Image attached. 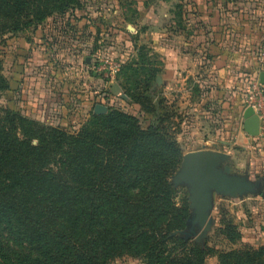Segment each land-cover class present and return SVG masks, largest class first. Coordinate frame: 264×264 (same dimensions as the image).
<instances>
[{
	"label": "rangeland",
	"instance_id": "obj_1",
	"mask_svg": "<svg viewBox=\"0 0 264 264\" xmlns=\"http://www.w3.org/2000/svg\"><path fill=\"white\" fill-rule=\"evenodd\" d=\"M77 2L73 11L46 15L37 24L26 21L25 27L0 35V152L6 150V143L15 152L0 177L14 171L38 177L47 172L43 164L52 155L45 149L46 133L38 131L55 128L74 138L89 127L92 178L86 183L75 173L78 194L99 200L103 196L98 192L105 197L106 192H123L118 203L108 201L107 213L113 209L117 213L109 229L93 228L99 235L91 240L95 245L107 244L109 238L103 234L111 232L117 222L129 235L164 234L163 244L150 239L156 252L153 257L163 264L193 263L195 246L206 252L203 264L264 262V188L258 196H214L213 225L198 244L194 238L185 240L178 234L185 230L190 213L187 189L172 187L170 196L147 197L136 187L127 196V185L115 173L117 164L124 166L123 143L116 148L119 155L107 152L120 132L125 142L139 136L136 129H152L155 139L163 134L180 146L181 161L189 152H224L234 174L252 180L264 178V137L250 138L242 129L250 87L259 82L258 74L264 69V42L256 48L249 46L255 20L264 13V0ZM174 46L189 54L192 66H186L187 70L183 65L169 80L164 66ZM151 69L156 72L154 78ZM260 90L264 93V86ZM98 105L105 109L95 114ZM111 114L132 121L123 124V131L111 123L92 121L94 116ZM172 148L161 158L165 166L177 155ZM82 154L78 152V156ZM156 155L161 156L159 150ZM53 165L51 174L61 182L74 178L68 169L65 175L58 163ZM147 202V207L156 210L151 221L156 229L145 227L142 221ZM94 224H98L96 219ZM75 230L79 237L74 242L80 247L91 235L83 224ZM226 230L237 237L226 236ZM129 242L134 244V237ZM138 243L140 246L142 241ZM95 250L96 256L102 252L101 248ZM106 264L146 262L143 255H132L126 249L114 252Z\"/></svg>",
	"mask_w": 264,
	"mask_h": 264
},
{
	"label": "trees",
	"instance_id": "obj_2",
	"mask_svg": "<svg viewBox=\"0 0 264 264\" xmlns=\"http://www.w3.org/2000/svg\"><path fill=\"white\" fill-rule=\"evenodd\" d=\"M77 4V0H0V35L25 27L26 21L37 24L42 22L46 15L63 12L66 9L73 11ZM151 71L150 76L154 78L156 72L153 69ZM116 120L117 123L113 125ZM92 121L111 123L113 128L123 131L125 129L123 124L132 119L120 114H111L106 118L94 116ZM88 128H83L74 138L55 128L46 132L38 131L39 134L46 133L45 138L48 141L45 149L48 148L52 155L51 160H46L43 164L47 172L38 177L24 171L23 173L14 171L0 177V264H106L112 259L114 252L126 249L132 255H143L146 264H163L160 258L153 257L156 252L150 239L151 241L158 239L159 244H163L166 241L164 234L157 235L154 232L151 235L142 232L129 235L122 229L120 223L115 222L111 232L103 234V237L109 238L106 239V245L105 242L95 245L94 241H91L98 235L92 231L93 228L101 231L107 227L109 229L111 221L117 217L115 209L107 213L108 201L115 200L118 203L121 200L119 195L123 192L117 194L106 192L107 197L104 196V192H98L103 196V199L99 200H89V196L78 194L75 173L84 177L83 181L86 183L92 178L90 166L93 158L88 155L91 152L90 142L93 140L92 132ZM136 131L139 136H134L132 140L127 139L123 142L124 136L120 132L115 142L109 143L107 152L113 155H119L116 148L122 143L126 150L125 156L123 155L124 166L120 167L117 164L119 169L115 171L118 181L120 183L123 181L124 185H127L125 190L127 196L131 195L136 187L142 189L147 197L170 196L173 192L170 178L181 162L180 146L163 134H160V140L155 139V136H152L155 135V130ZM169 145L177 155L171 165L165 166L161 158L165 157L166 150L171 148ZM158 150L161 156L156 155ZM78 152L83 153L82 156H78ZM12 155H15V152L12 153L11 146L6 143V150L0 152V173L9 162H13L10 158ZM160 162L158 168H152ZM54 163L62 167L65 175L68 169L74 178H66L63 182L58 180L49 169L50 166L56 167ZM28 183H31V188L28 187ZM152 185L156 190H153ZM148 203L142 211V221L145 227L156 229L157 226L152 225L156 210L147 207ZM95 219L98 221L97 226L94 224ZM80 224L85 226L89 231L87 234L91 236L79 247L74 240L79 237L75 227ZM141 228L139 226V232ZM230 228L227 226L229 231ZM225 235L232 239L234 236L237 237L235 232L228 233L227 230ZM133 237L134 244L140 241L142 244L134 246L129 242ZM149 243L153 246H149ZM95 247L102 250L98 256L95 255L97 251ZM205 255L204 249L200 250L199 246H195L194 262L179 264H203ZM255 264L264 262L255 260Z\"/></svg>",
	"mask_w": 264,
	"mask_h": 264
},
{
	"label": "water",
	"instance_id": "obj_3",
	"mask_svg": "<svg viewBox=\"0 0 264 264\" xmlns=\"http://www.w3.org/2000/svg\"><path fill=\"white\" fill-rule=\"evenodd\" d=\"M259 83L264 86V72L259 75ZM96 106L95 114L104 111ZM261 121L251 107L243 112L242 129L249 137H257ZM230 157L224 152L200 150L183 155L177 172L171 177L174 188L185 187L188 192L189 216L185 230L178 234L185 240L194 238L202 244L213 225L211 212L213 198H242L247 195L258 196L264 188V178L252 180L247 175L232 172L229 166Z\"/></svg>",
	"mask_w": 264,
	"mask_h": 264
},
{
	"label": "crops",
	"instance_id": "obj_4",
	"mask_svg": "<svg viewBox=\"0 0 264 264\" xmlns=\"http://www.w3.org/2000/svg\"><path fill=\"white\" fill-rule=\"evenodd\" d=\"M255 16H256V14H255ZM258 16H259L258 20H255V23H257V24L254 23L255 25H254L253 34L249 38V46L254 47V48H256L257 46H259V44L264 42V13L260 14ZM168 55H169V57L166 60L164 67L167 69V72H166L167 77H168L167 79L170 80L172 78V74H173V78H174L175 70L181 68L183 65L186 68V66H189L191 64H189V62H190L189 54L188 53H181L180 48H178L176 46H174L169 51ZM187 72H189V71H187ZM262 72H264V69H261V71L259 72L258 79H259L260 73H262ZM228 80H232V78H230ZM238 83H237V86L238 85L241 86V84H238ZM242 117H243V115H242ZM242 121H243V119H242ZM258 137H260V138L264 137V124H261V126H260ZM220 142L224 145L228 144L227 142H224L223 140Z\"/></svg>",
	"mask_w": 264,
	"mask_h": 264
},
{
	"label": "built area",
	"instance_id": "obj_5",
	"mask_svg": "<svg viewBox=\"0 0 264 264\" xmlns=\"http://www.w3.org/2000/svg\"><path fill=\"white\" fill-rule=\"evenodd\" d=\"M261 85L256 80L250 87L248 96L249 107H251L262 121L264 119V93L260 90ZM252 91V93H251Z\"/></svg>",
	"mask_w": 264,
	"mask_h": 264
}]
</instances>
